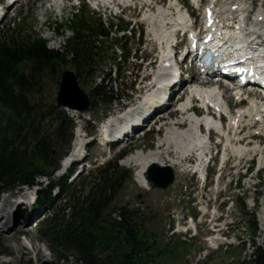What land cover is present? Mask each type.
Wrapping results in <instances>:
<instances>
[{"label":"trees","instance_id":"1","mask_svg":"<svg viewBox=\"0 0 264 264\" xmlns=\"http://www.w3.org/2000/svg\"><path fill=\"white\" fill-rule=\"evenodd\" d=\"M71 23L75 35L67 52L48 48L40 34L22 30L16 19L0 29V194L48 178L50 184L38 190V204L52 208L66 201L40 224L57 262L157 264L167 249L158 247L154 233L147 234L137 210L113 206L128 176L117 160L75 182L53 176L69 149L74 122L64 109L43 99L42 92L38 100L39 91L47 76L55 78L67 65L79 76H95L101 55L93 38L110 35L83 13ZM93 96L113 101L103 85L93 88ZM117 210L119 218L113 215ZM252 223L255 233L256 220ZM3 253L9 250L0 243ZM254 264H264V248L257 249Z\"/></svg>","mask_w":264,"mask_h":264},{"label":"rangeland","instance_id":"2","mask_svg":"<svg viewBox=\"0 0 264 264\" xmlns=\"http://www.w3.org/2000/svg\"><path fill=\"white\" fill-rule=\"evenodd\" d=\"M183 1L188 2V0ZM97 2L101 3L99 0H60L58 3H53V0H17L13 6L4 9L3 15H6L0 23V29H2V24H7L10 20L15 18L21 25L20 27L22 30L27 32L36 31L47 40L48 46L51 48H61L67 38L72 35L71 28L68 26L62 27L61 25H68L73 18V14L78 10H80V13H84L83 15L91 21V24L101 22L102 20L104 27L111 33L112 39L110 40L113 42V45L110 43V40L105 37H102L100 42L96 43L100 48L106 49L108 53V55L104 54L105 61L101 64L98 74L106 73L109 68L115 66L114 63H117L121 70V75L119 76L118 73L114 74L112 72L109 77L113 79V84L116 87H114V96L117 98L119 95L131 94L133 91H137V88L141 87L139 81L142 79L143 75L150 73V66L147 65V62L157 61L158 59L156 44L150 41L151 38L147 24L144 22L143 24L136 23L138 26H135L134 21L138 22L141 20V16L143 17L144 14H141L140 10L136 12L135 8L123 6L120 10L121 13L115 16L109 14L108 10L105 11L102 8L96 10L95 6ZM73 4H78L79 7L73 8ZM103 7H105V5ZM144 11L146 10H143V12ZM124 12L127 14H124ZM197 15L198 14H195V16ZM125 17L127 19H125ZM197 21L200 22L199 17H197ZM126 23L132 24L131 28L134 33L126 32V35H124L122 32H119L117 27ZM93 39L95 41L97 40L96 38ZM119 39H122V42L127 45V50H132V56L130 55L127 60L124 56L122 59L120 58L124 53L122 54V50L118 47L119 43H117L116 40ZM58 81L59 75L55 78L47 76L42 89L39 91L37 99L41 101L42 92L43 99L50 104H55ZM98 81L99 80H97V82ZM82 82L85 84L88 93L91 94V77L82 79ZM105 84L109 85L108 81H106ZM107 90H109V87ZM184 97L183 95L182 100ZM119 106V104L114 105L108 114L113 113L114 109ZM104 109L105 103H103L101 99H98L95 102L94 108L87 113L69 111L74 118L76 128L80 126L81 129L86 128L94 134L93 137H88L89 141H92L97 134V128H93V122H90L89 119L95 118V120L99 122L104 116ZM158 136V134H149L143 141L130 140L123 143V146L133 145V148H144V150H147L149 147H151L149 150L156 149L160 142H164L163 135L162 139L156 144ZM253 141H259L261 144L264 143V139L260 138ZM165 146H167V144ZM88 149L90 155L89 162L91 167L94 168V166L114 158V155L119 151L120 147L111 150L106 147L107 157L96 163L93 157L102 154V149H100L99 145L94 141L91 145H88ZM149 150L144 152H148ZM161 150L164 151V148ZM231 159V165L224 169L221 178V185L225 187V190L221 193L222 196H224L223 199L228 196L230 199L220 205V208L224 209L225 206V216L234 222L231 235L239 239L242 236L248 238L250 235V215L248 213L254 211L258 218V214L264 203V189H262L261 192V189H257L258 185H255L259 182L258 178L260 173L249 172L245 174V168L241 167L242 164L251 166L256 162L251 163L246 159H239L236 156H232ZM255 159H258V157L256 156ZM119 163L122 167L129 169L132 175L127 179L122 190L117 195L113 206H126L130 209L137 210V213L144 222L147 234H151L152 232L155 233L158 238V245L160 247L167 246L166 248L169 249L167 254L156 258L157 264H230L229 260L231 258H235L236 262V258L240 259L241 255L244 256V254H242L243 249H240V247L239 250L234 252L235 256H237L235 257L233 253H230V250L215 252L208 250L206 243H204L200 237L191 241H186V239H189L188 236L182 234L178 236L179 238H176L178 234H172L178 219L180 220V224H183L184 221L182 218H186L187 214H197V209L194 204L196 199L194 195L191 194L197 186L195 184L196 182L191 179V176L187 172L176 173L178 175L177 180L168 189L160 190L151 187L145 189L136 181L135 172L137 167H134L135 165H125L123 161ZM235 163L238 165L232 167ZM79 168L80 166L78 169ZM88 169H90V167L86 166L82 174H86ZM177 171L180 172L184 170L177 169ZM216 173L217 170L213 167L210 170V176L207 182L209 188ZM55 175L58 176L56 173ZM238 178H241V187L237 185ZM230 180H232L231 184H229ZM38 182L42 187H46L48 184L47 178H41ZM191 183H193L194 187H191ZM208 186H206L204 190L203 188L199 189L198 192L204 193L205 196L208 197L210 191V189L207 190ZM26 188L27 187L16 188L5 195ZM34 189L37 190L39 187H35ZM139 196L140 198L138 199ZM2 198L3 195L0 196V199ZM60 205L63 204H56L55 209L59 210ZM49 212L47 208L40 207L37 210L36 218L29 220L27 215L22 221L24 224L20 223L12 232L3 233L0 230V243L8 248L10 254L5 256L0 255V264H72L71 258L60 262L56 261L50 249V240L41 232L38 222L47 216ZM21 232H26L27 237L23 236Z\"/></svg>","mask_w":264,"mask_h":264},{"label":"bare ground","instance_id":"3","mask_svg":"<svg viewBox=\"0 0 264 264\" xmlns=\"http://www.w3.org/2000/svg\"><path fill=\"white\" fill-rule=\"evenodd\" d=\"M12 0H7L5 5L0 4V17L3 16V11L5 8L9 6H13L15 2H11ZM60 0H53V3H58ZM103 5L107 7H112L115 9L117 6L114 4L115 1H118L119 4H139V7L144 11L142 20L148 25L149 29V35L152 37L151 40L154 42H157L159 45L168 43L171 37L175 33V26L178 22H185L186 18L185 15L180 12L179 6L182 3L180 0H167L166 4L162 5L161 3H155L154 0H99ZM227 2V0H226ZM249 0H239L236 3L239 5L238 9L236 11H232V16L236 18V22L234 24H240L242 21L238 18V15H240V10H242V7H246L249 3ZM151 3V4H150ZM152 4H155L154 9L151 8ZM225 5V4H224ZM173 7H175L176 12L173 11ZM230 17V21H232ZM228 22V20H226ZM241 25V24H240ZM232 28V27H231ZM230 29H225L223 33L227 34V36H230L229 34ZM231 32V31H230ZM236 32L232 31L231 33ZM228 38V37H227ZM241 45L234 44L232 49L240 50ZM167 50H164L163 52H159L160 55L166 56ZM160 67V65H159ZM154 75V74H153ZM153 75L151 76V79L153 78ZM202 78V77H201ZM207 83L211 84L212 81L210 78H206ZM152 83V82H151ZM203 83V81L200 79V77H195L192 79L189 84H187L183 88V93H187L188 88L190 89L191 86L192 92L194 94H197L198 92V84ZM149 88L150 84H147L145 88ZM153 87L148 89V91H152ZM154 90V89H153ZM148 94L150 97L152 93ZM200 96L204 100H211V101H217L221 102V96L218 94L215 88L208 87L206 89L201 88L200 89ZM226 101V100H225ZM189 99H186L183 103L179 105V109L182 110V114L180 116V119L186 120L188 123V126L186 128H177L175 126H172L168 128L165 131L164 134V142H160L156 149L149 150L148 152L140 151L136 153L134 156L129 157L126 159L125 163L127 165L136 166V181L138 184L148 189L150 187V184L148 180L146 179V168L148 165L152 163H157L161 165H168L172 167L173 169H180V170H186L184 157L191 156V158H186L187 160H191L194 155H197L196 159V166L195 169L199 170L201 164H202V158L209 146L207 145V138L206 136L200 134L198 132L197 127V119L194 117L192 113L184 112L183 109H185L188 105ZM172 105L168 108V111L171 112H177L176 110H173ZM125 118L124 115L119 116L117 120L123 121ZM201 120H204L207 127H214L215 129H218L219 122L214 121L209 117H202ZM182 123V122H181ZM183 124V123H182ZM230 135H227V138H229ZM233 136H231L232 138ZM167 144V146H165ZM80 146H81V134L78 132L76 133L72 147L68 155L62 160L61 166L65 167L67 166L71 161L76 160L79 157L80 154ZM164 148V151L161 149ZM261 146H248V145H236L231 146L230 152L236 156H246L249 153L258 152V154H261V157H259L260 162L263 161V152H262ZM185 159V160H186ZM61 169V168H60ZM180 171V172H184ZM179 172V171H177ZM23 198H27L28 194L24 193L22 195ZM4 205H10L13 202V198L11 196H4L3 198ZM261 218H264V208L261 212ZM12 232V231H11ZM23 247V246H21Z\"/></svg>","mask_w":264,"mask_h":264},{"label":"water","instance_id":"4","mask_svg":"<svg viewBox=\"0 0 264 264\" xmlns=\"http://www.w3.org/2000/svg\"><path fill=\"white\" fill-rule=\"evenodd\" d=\"M56 101L58 108L67 107L84 112L90 109L88 93L73 70L66 69L62 72ZM146 176L155 188L165 189L174 181V172L170 166L152 164Z\"/></svg>","mask_w":264,"mask_h":264},{"label":"snow or ice","instance_id":"5","mask_svg":"<svg viewBox=\"0 0 264 264\" xmlns=\"http://www.w3.org/2000/svg\"><path fill=\"white\" fill-rule=\"evenodd\" d=\"M241 71H243V69H241Z\"/></svg>","mask_w":264,"mask_h":264}]
</instances>
